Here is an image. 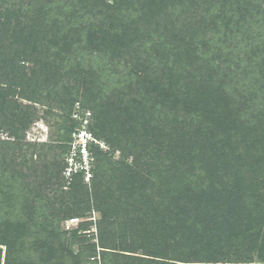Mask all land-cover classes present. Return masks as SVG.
<instances>
[{"label": "trees", "instance_id": "1", "mask_svg": "<svg viewBox=\"0 0 264 264\" xmlns=\"http://www.w3.org/2000/svg\"><path fill=\"white\" fill-rule=\"evenodd\" d=\"M260 30L264 0H0V126L15 139L0 140V264L264 263ZM15 95L66 103L62 158L34 177L17 157L35 114ZM77 102L108 146L91 148L88 184L62 176ZM92 209L98 246L83 234Z\"/></svg>", "mask_w": 264, "mask_h": 264}, {"label": "rangeland", "instance_id": "2", "mask_svg": "<svg viewBox=\"0 0 264 264\" xmlns=\"http://www.w3.org/2000/svg\"><path fill=\"white\" fill-rule=\"evenodd\" d=\"M105 1H110V0H105ZM264 31L260 30V34L263 33ZM250 36L253 37V34H250ZM243 47V46H242ZM238 49V54H236V62L237 64L240 65V67H246V64L249 62L250 65L252 66L251 68H247L249 71V75L253 77V51L249 48H245L242 50ZM223 49V48H222ZM96 52V51H95ZM93 52V53H95ZM250 52V53H249ZM119 59V67H117L118 71H123L125 70L127 73L128 71H131L130 73L132 74V66L135 64L132 63L130 60L133 61V56L130 58L128 55H123L121 58H116L115 61ZM30 67V65H28ZM115 67V63L114 66ZM116 69V68H115ZM99 73H96L95 70L93 69V72L89 75L90 79H95L98 76ZM108 75V74H107ZM109 76V75H108ZM85 85V83H84ZM80 86L82 87L83 84L80 82ZM90 89L95 90V86H90ZM4 89V88H3ZM5 90V89H4ZM61 93V92H60ZM46 92H44V95ZM92 94V93H90ZM25 95H27V90H25ZM10 98V97H9ZM13 100L16 101V103L19 105L21 104L22 106H29L30 112L34 113L35 116L31 119L29 125L27 128H25L23 133L22 140L20 141L23 143L25 146L24 149L22 150L21 154L17 157L18 158V163L20 167L22 168V171L24 173H27L30 177H34L35 170L32 167L35 165V163H38L39 166L41 163L47 164L51 160L54 159L53 164L57 165L59 160L62 158V145H64V128H65V121H66V108L64 109V104L66 103L63 102L64 98H61L59 96L56 101H48L46 99L45 105H38L34 104L31 101H28V97L25 96L26 99H19L17 96H12ZM52 98V97H51ZM77 101H83V98H81V94L77 97ZM91 100V98H90ZM89 101V100H88ZM35 109V112H34ZM11 110H6L3 113V116L0 115V120L7 119ZM102 123H98V129H102ZM155 129V125L153 126ZM170 131V130H167ZM175 130H172V132ZM0 140L1 141H14V137L8 134L6 130L3 129V126H0ZM150 146H153L152 144L146 145L145 144L142 146V150H140V155H141V165L144 167H149L152 163L149 149ZM55 157L52 159V157ZM120 153L115 152L114 153V158L113 160L117 161L119 160ZM131 162L130 158L127 160V162ZM129 162V163H130ZM144 167H140L141 170H139L140 174L148 178V174L146 173V170ZM65 186H68V182L65 183ZM64 186V187H65ZM68 207V206H66ZM65 207V208H66ZM81 219V218H79ZM100 219V214L99 212L95 211L92 209L90 212L87 213V217L81 219L82 222H90V223H95L99 221ZM92 224L91 226L95 227V224ZM97 230V229H96ZM94 244L95 246H98V240L97 237L92 240V242H89ZM99 250V248H97ZM254 253V252H253ZM253 259L256 261L255 263L258 264H264L259 261L255 255H253Z\"/></svg>", "mask_w": 264, "mask_h": 264}, {"label": "built area", "instance_id": "3", "mask_svg": "<svg viewBox=\"0 0 264 264\" xmlns=\"http://www.w3.org/2000/svg\"><path fill=\"white\" fill-rule=\"evenodd\" d=\"M71 118L78 122L79 126L70 133L62 176L64 179L70 180L73 176L80 174L83 181L88 184L92 178V163L94 161L91 148L97 147L100 150H107L108 146L103 141L97 140L89 131V112L81 114L78 102L75 104ZM79 222L78 218H70L63 223V229L75 228ZM83 234L86 237L96 238V229L94 226L90 227L83 231Z\"/></svg>", "mask_w": 264, "mask_h": 264}]
</instances>
